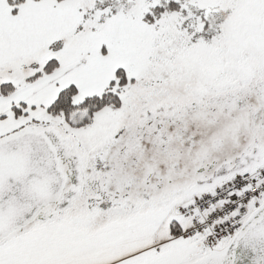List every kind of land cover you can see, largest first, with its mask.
Instances as JSON below:
<instances>
[{
	"label": "snow or ice",
	"instance_id": "1",
	"mask_svg": "<svg viewBox=\"0 0 264 264\" xmlns=\"http://www.w3.org/2000/svg\"><path fill=\"white\" fill-rule=\"evenodd\" d=\"M0 264H264V0H0Z\"/></svg>",
	"mask_w": 264,
	"mask_h": 264
}]
</instances>
